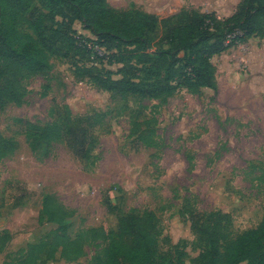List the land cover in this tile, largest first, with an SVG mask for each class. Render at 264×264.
<instances>
[{"label":"rangeland","instance_id":"obj_1","mask_svg":"<svg viewBox=\"0 0 264 264\" xmlns=\"http://www.w3.org/2000/svg\"><path fill=\"white\" fill-rule=\"evenodd\" d=\"M108 2L161 18L183 9L223 18L241 0ZM76 28L90 35L80 22ZM22 30L28 31L24 23ZM212 61L217 90L181 88L159 99L113 95L77 79L60 55L47 76L25 77L23 104L0 110V264H105L108 238L129 214L154 212L158 251H181L186 264H196L203 248L194 223L215 224L227 215L228 239L258 227L264 219V38L251 37ZM78 119L98 140L91 159L36 134L38 127ZM58 222L82 252L64 253L55 244Z\"/></svg>","mask_w":264,"mask_h":264},{"label":"trees","instance_id":"obj_2","mask_svg":"<svg viewBox=\"0 0 264 264\" xmlns=\"http://www.w3.org/2000/svg\"><path fill=\"white\" fill-rule=\"evenodd\" d=\"M77 22L90 35L78 31ZM22 23L28 31L22 30ZM251 37L264 38V0H241L223 18L196 9L161 18L136 6L120 11L108 0H0V110L23 104V79L47 76L52 58L59 55L77 79L121 98L159 99L181 88L191 93L217 90L214 56ZM105 62L116 69L106 68ZM50 88L45 84L43 95ZM91 130L78 119L66 127H38L36 134L45 142L63 141L83 160L91 159L98 146ZM226 216L219 214L215 224L194 223L203 240L196 264H264V219L228 239L222 224ZM55 230V244L64 253L82 252L65 225L58 222ZM160 233L154 212L121 218L118 232L108 238L105 264H186L181 251H158Z\"/></svg>","mask_w":264,"mask_h":264}]
</instances>
